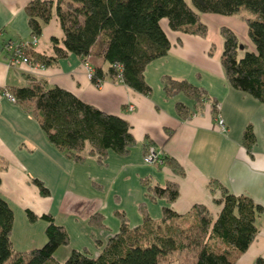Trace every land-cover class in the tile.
<instances>
[{
    "label": "crops",
    "instance_id": "1",
    "mask_svg": "<svg viewBox=\"0 0 264 264\" xmlns=\"http://www.w3.org/2000/svg\"><path fill=\"white\" fill-rule=\"evenodd\" d=\"M32 1L0 0V196L13 212L14 252L23 254L44 245L47 222L40 217L45 214L68 233V245L55 251L62 259L71 250L97 257L107 240L119 232L122 222L129 229L143 224L141 208H145L153 223L162 220L166 206L176 215H184L201 204L217 217L222 204L215 203V199L221 193L209 190V184L215 180L230 194L244 196L262 207L255 222V238L245 252L232 256V264L264 260V104L232 88L219 59L223 51L220 28L224 26L241 43L255 48L248 36L247 21L238 15L202 14L201 22L207 31L200 36L172 31L162 20L170 49L146 67L145 82L150 93L143 95L112 79L107 74L109 64L95 53L96 48L87 58L69 54L46 68L31 70L12 65L4 41L29 43L30 53L46 56L54 52L52 38L61 45L64 33L54 15L32 44L34 36L24 11ZM85 61L93 72L100 68L105 75L100 87L93 86L86 76ZM164 76L203 89L206 98L202 105L197 107L195 100L182 92L172 97L165 95ZM33 84L46 89L63 88L106 114L120 116L128 122L135 144L126 154L109 150L107 157L98 162L90 155L87 143L84 160L74 161L50 144L36 118L26 111L27 103L11 102L4 95L6 91L11 94V89ZM177 103L187 107L189 117L178 116ZM129 104L133 110L127 108ZM217 104L227 126L225 132L214 126L211 105ZM247 129L254 137L251 143L244 140ZM152 148L160 156L176 161L183 174L172 172L161 162H143L147 149ZM35 179L48 189L47 195H41ZM143 180L162 187L175 183L179 195L171 202L164 198L152 200ZM26 211L34 213L37 219L30 222ZM93 214L101 216L100 229L88 220ZM54 259L60 262L56 256ZM192 260L191 264L195 258Z\"/></svg>",
    "mask_w": 264,
    "mask_h": 264
},
{
    "label": "trees",
    "instance_id": "2",
    "mask_svg": "<svg viewBox=\"0 0 264 264\" xmlns=\"http://www.w3.org/2000/svg\"><path fill=\"white\" fill-rule=\"evenodd\" d=\"M189 1L192 6L186 0H34L24 10L33 36L41 35L43 26L53 15L64 35L61 45L56 38L51 39L52 55L30 53L28 50L32 45L29 43L24 44L23 55L32 65L39 64L46 68L69 54L87 58L96 48L95 53L109 64L107 74L112 79L118 80L120 77L126 86L148 95L150 87L145 82L144 71L151 61L165 56L171 45L162 29V20L167 21L172 31L203 36L207 27L201 22L200 15H238L242 21H247L248 34L255 48L241 43L238 36L224 26L220 28L223 37L220 63L232 88L264 104V0ZM239 50L243 52L240 58L237 57ZM92 76L93 86L105 78L100 68H95ZM162 80L164 94L168 97L182 92L195 100L197 107L206 98L203 89L184 80L167 76ZM11 95L15 101L28 104L26 111L36 118L50 144L65 151L74 161L84 160L87 143L90 155L102 162L109 150L126 154L136 142L125 119L106 114L63 88L54 86L46 89L41 84H33L11 89ZM211 111L215 115V109ZM176 112L183 119L190 114L187 107L180 103L176 104ZM243 136L248 143L254 138L249 129ZM159 159L172 172L183 174L176 161L166 156ZM34 182L42 196L48 194V189L39 180L35 179ZM143 183L152 200L164 198L171 202L179 195L175 183L170 182L163 187L151 185L147 180H143ZM209 190L221 193V197L215 199V203L222 204L217 217H213L201 204L193 206L184 215H176L166 206L162 220L153 223L147 217L145 208H141L143 224L129 229L122 222L119 232L107 240L97 257L71 250L62 263L55 261L53 254L59 246L68 245L69 236L49 214L40 217L47 222L44 245L23 254L14 252L11 245L13 212L8 202L0 196V264H165L160 258L168 252L186 250L181 241L172 237L173 230L167 225L177 218L194 220V225L203 235L193 264H232V256L245 252L255 238V222L262 213V207L244 196L230 194L215 180L209 184ZM26 212L30 222L37 219L34 213ZM88 220L98 229L102 226L98 214L91 215ZM150 225L158 228L167 225L166 236L154 237L155 234L147 228ZM254 264H264V260L257 258Z\"/></svg>",
    "mask_w": 264,
    "mask_h": 264
},
{
    "label": "rangeland",
    "instance_id": "3",
    "mask_svg": "<svg viewBox=\"0 0 264 264\" xmlns=\"http://www.w3.org/2000/svg\"><path fill=\"white\" fill-rule=\"evenodd\" d=\"M186 1H187L188 5H191V2L189 0H186ZM248 36H249V34H248ZM250 40H252L251 37H250ZM6 42L7 41H4V44H3V47L5 49H6V47H5ZM13 43H15V42H13ZM242 55H243L242 50H239L237 57L240 58ZM8 56L9 55H7V57ZM83 65H84V63H83ZM130 105H132V104H130ZM212 107H213V105H211V108ZM130 110H133V109H130ZM159 157H160V155L158 154V158H157L156 162L162 163V161H160ZM153 163H151V164H153ZM147 164H150V163H147ZM167 225L173 230V232L171 234L172 237L175 238L177 241L178 240L181 241L186 246V248H185L186 250L170 251V252H168V254L166 256L161 257L160 260L163 261L165 264H191L193 261L192 259L195 258V255L197 254L198 250L201 247V243H202V239H203V237H202L203 235L199 231L198 227L194 225V220H191V219H189V220H178L177 219V220H172L170 222V224H167ZM166 226L160 227V228H162V229H160V228L156 227L155 225H150L147 228L149 229V231H151L153 233V235L155 234L154 237H156V235L166 236L165 232L166 233L168 232V230L165 228ZM215 247L220 248L219 245H216ZM53 255L56 256L57 258H59L61 263L65 260V259H62L61 257L57 256L58 254L56 252H54Z\"/></svg>",
    "mask_w": 264,
    "mask_h": 264
},
{
    "label": "built area",
    "instance_id": "4",
    "mask_svg": "<svg viewBox=\"0 0 264 264\" xmlns=\"http://www.w3.org/2000/svg\"><path fill=\"white\" fill-rule=\"evenodd\" d=\"M36 42V37H33L32 39V44ZM5 47H6V53L7 55H9V59L11 61L12 65H21L24 67H28L29 69L33 70L36 69V67L38 68H43L42 65H32L30 60L26 57H24V51L26 46L24 44L21 43H13L12 41H7L5 43ZM85 67H86V76H88V79L91 80L93 78L92 76V69L91 67L87 64L84 63ZM118 80L120 81V77L118 78ZM101 83L98 82L95 84L96 87H100ZM5 96H7V98L11 101V102H16L14 97L9 93V92H5L4 94ZM129 109H133L134 107H132V105H128ZM215 109V118H214V126H216L217 129H219L220 131L225 132L227 130V126L225 125L224 119L222 117V115H220L219 113V107L218 104L214 105L212 107V109ZM158 158V154L157 152L152 148V149H148V152L144 155L143 161L146 163H153L154 161L156 162Z\"/></svg>",
    "mask_w": 264,
    "mask_h": 264
},
{
    "label": "water",
    "instance_id": "5",
    "mask_svg": "<svg viewBox=\"0 0 264 264\" xmlns=\"http://www.w3.org/2000/svg\"><path fill=\"white\" fill-rule=\"evenodd\" d=\"M240 48L242 49L243 47H242V46H240Z\"/></svg>",
    "mask_w": 264,
    "mask_h": 264
}]
</instances>
